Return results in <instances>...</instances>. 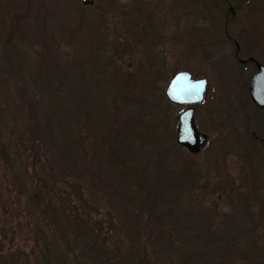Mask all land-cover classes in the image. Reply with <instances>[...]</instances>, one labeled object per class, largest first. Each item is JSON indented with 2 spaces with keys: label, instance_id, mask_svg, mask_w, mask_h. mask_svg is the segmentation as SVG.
Masks as SVG:
<instances>
[{
  "label": "rangeland",
  "instance_id": "374dc122",
  "mask_svg": "<svg viewBox=\"0 0 264 264\" xmlns=\"http://www.w3.org/2000/svg\"><path fill=\"white\" fill-rule=\"evenodd\" d=\"M227 1L0 0V140L16 142L19 160L22 139L27 146L39 144L36 155L45 173L81 185L93 204L90 219L108 229L103 236L109 245L127 241L129 232L145 235V242L149 228L155 235L157 213L148 217L138 209L143 205L136 194L135 180L147 174L162 194L157 224L170 236L185 237L199 211H213L217 224L224 215L244 220L245 211L244 222L256 229L251 237L264 250V112L231 108L226 97L241 66L228 57L232 42H223L225 27L240 57L264 63V0ZM127 41L131 46H123ZM245 68L247 82L251 69ZM179 70L206 79L203 101L193 106L195 129L206 141L195 153L170 146L183 106L168 102L163 90ZM155 71L149 88H139ZM139 99L146 104L141 110ZM157 109L163 116L157 133L168 135L167 142L158 149L151 142L141 147L140 119L151 121ZM130 125L127 138L137 151L126 158L117 140ZM252 131L263 140L256 146ZM246 150L252 164L242 160ZM16 185L12 175L0 173V198L12 190L8 207L0 209V225L28 251L37 228H45L36 223L28 191L17 192ZM15 194L18 209L11 203Z\"/></svg>",
  "mask_w": 264,
  "mask_h": 264
},
{
  "label": "trees",
  "instance_id": "16d2710c",
  "mask_svg": "<svg viewBox=\"0 0 264 264\" xmlns=\"http://www.w3.org/2000/svg\"><path fill=\"white\" fill-rule=\"evenodd\" d=\"M224 21H221V25L225 24ZM229 41L224 36L223 42ZM123 46L129 47L131 43L127 41ZM155 74H157L156 71L149 78L143 77L140 83L144 85L139 88L147 90ZM144 102L139 99L138 110L146 107ZM153 105L152 102L151 107ZM251 110L264 112L254 107ZM158 111L159 109L156 110L151 121L148 117L140 119L143 130L141 129L142 132L138 133L137 139L141 147L151 142V145L158 149L165 141L167 142L168 135L162 137L161 133H157L158 124L162 122L161 117H163ZM68 113L69 109L66 108V114ZM131 127L130 125L125 128V131L119 132L117 140L118 151L122 157L126 158L130 155L134 156V150L137 151L135 145L130 144L127 138ZM251 133V144L256 146V143L263 141L262 138L261 140L257 138L258 135L255 132ZM22 140H24L21 141L24 160H19L21 152L16 142L12 146L9 142L0 140V173L4 175L8 172L12 175L13 182L18 185L14 186L17 192L21 189L28 191L27 198L32 203V214H35L36 223L41 222L45 229L37 228L33 247L25 251L13 244L17 241L16 236L9 229V235H7L5 223H2L0 225V264H264L263 246L251 237L252 231L256 229L253 227V222L252 226L249 220L244 222L248 218L245 211L242 213L244 220L232 219L224 215L220 224L214 223L213 211L204 216L199 211L196 215L197 222L189 226V232L183 238H179L180 236L175 235L176 233L170 236L171 230L159 228L157 221L162 217V211H159L162 194L160 189L156 188L157 184L147 174H141L139 179L135 180L139 189L136 192L137 198L142 200L143 205L137 208L144 210L148 217L152 213H157L154 216L155 237L151 235L153 230L149 228L151 231H149L150 234H146L148 237L146 242L141 238L145 235L129 232L127 241L118 238L120 243L107 244L106 240L109 238L104 237L103 234L108 229L104 228L99 221H91L89 210L93 209V204L87 201L81 185L64 175L60 178L48 176L36 155L39 144L27 146L26 142L29 140ZM170 146L172 149L175 146L178 149L181 148L174 142H170ZM249 153L251 151L246 150L242 160L252 164ZM261 156L264 158V154ZM11 193L12 190H9L7 196L0 198L1 211L8 207ZM13 202L17 209L20 208L16 194L11 199V203ZM111 224L107 222V227H111ZM175 240L180 243V248H175ZM183 242L184 247L189 246V249H182ZM171 249L174 250L170 256ZM186 251L189 252L185 254Z\"/></svg>",
  "mask_w": 264,
  "mask_h": 264
},
{
  "label": "water",
  "instance_id": "95a60500",
  "mask_svg": "<svg viewBox=\"0 0 264 264\" xmlns=\"http://www.w3.org/2000/svg\"><path fill=\"white\" fill-rule=\"evenodd\" d=\"M94 0H80L82 5H90ZM253 61L255 73L251 76L248 85V94L252 102L264 110V64L257 62L252 57L241 60ZM206 88V79L193 78L186 70L174 72L168 79L163 94L168 102L177 105H188L179 112L174 132L175 143L184 147L189 153L199 151L205 144L206 136L195 129L193 123V107L203 100ZM186 129H191V137Z\"/></svg>",
  "mask_w": 264,
  "mask_h": 264
},
{
  "label": "flooded vegetation",
  "instance_id": "af4514ba",
  "mask_svg": "<svg viewBox=\"0 0 264 264\" xmlns=\"http://www.w3.org/2000/svg\"><path fill=\"white\" fill-rule=\"evenodd\" d=\"M226 1L227 0H225V2ZM229 3H230L229 1L226 2L227 7H228V10H229V13L231 15H233L234 14V11H233V9H232V7L230 6ZM224 34L232 42V44L234 46V49L232 51V54L230 56H228V57L232 58L233 61L235 63H237V65H240L241 66L239 72L236 74V76L234 78V81H233L234 88L231 89L233 91H230V94L227 95L226 99L227 100L228 99L231 100V102H232L231 108H237L240 112H243V110L246 109V108H248V107H249L250 110L252 109V107H254L256 109H261V108L257 107L252 102V100L250 99L249 94H248V85H249V82H250V78L255 73V65H254V62L253 61H250V60L249 61H246V62H242L241 60L247 59L248 57H252L257 62H259V63H261V62L259 60H257L253 56L240 57L239 56V46H238V44H237L236 41H234L233 39L230 38L229 35H227L226 30H225V27H224ZM262 64H264V63H262ZM245 66H249V69H251L250 70L251 71V74H250L249 79H248L247 82H246L247 77L242 76V71H241L242 69H246ZM231 95H232V97H231ZM203 98H204V96H203ZM227 100H225V101H227ZM222 103H223V101H222ZM194 105H197V104H194ZM194 105H192V107ZM180 106H183V109L186 108V107H188V105H183V104L180 105ZM222 106H224V105H222ZM261 110H263V109H261ZM244 113H246L245 110H244Z\"/></svg>",
  "mask_w": 264,
  "mask_h": 264
},
{
  "label": "snow or ice",
  "instance_id": "6c2138e0",
  "mask_svg": "<svg viewBox=\"0 0 264 264\" xmlns=\"http://www.w3.org/2000/svg\"><path fill=\"white\" fill-rule=\"evenodd\" d=\"M187 135L189 136V138L191 137V129H186Z\"/></svg>",
  "mask_w": 264,
  "mask_h": 264
}]
</instances>
